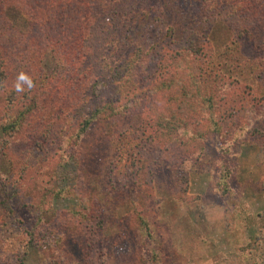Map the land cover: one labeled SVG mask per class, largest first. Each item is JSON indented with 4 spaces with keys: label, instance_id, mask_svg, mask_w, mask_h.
<instances>
[{
    "label": "rangeland",
    "instance_id": "rangeland-1",
    "mask_svg": "<svg viewBox=\"0 0 264 264\" xmlns=\"http://www.w3.org/2000/svg\"><path fill=\"white\" fill-rule=\"evenodd\" d=\"M11 1L0 18L24 32L28 8L22 0ZM197 2L155 0L129 29V41L145 49L167 31L176 41L187 31L204 32L209 45L205 57L229 83L223 92L243 111L255 107V112L236 114V122L264 129V78L252 69L264 49L245 34L236 37L217 18L194 16ZM139 114L131 112L112 122L93 118L75 147L79 158L65 157L61 165L50 158V179L40 190H32L33 178L22 170L26 162L15 153L20 140L2 151L0 171L11 177L6 186L15 181L19 185L14 193L0 185L1 264H147L144 260L153 253L158 254V264H264V149L259 139L251 142L241 135L235 142L229 140L224 150L218 137L208 134L203 150L188 157L184 167L152 153L155 164L144 173L147 179L144 174L139 180L130 172L112 174L116 143L109 135L139 127ZM225 171L227 191L220 194L216 185ZM134 180L138 184L133 185ZM70 187L88 199L90 223L77 224L70 216L69 209L77 207L73 195L52 193ZM5 198L8 213L1 204ZM31 225L43 235L38 244L26 247L24 232Z\"/></svg>",
    "mask_w": 264,
    "mask_h": 264
},
{
    "label": "trees",
    "instance_id": "trees-1",
    "mask_svg": "<svg viewBox=\"0 0 264 264\" xmlns=\"http://www.w3.org/2000/svg\"><path fill=\"white\" fill-rule=\"evenodd\" d=\"M10 1H1V14ZM37 2L43 9L36 8ZM154 3L22 0L29 22L24 32L0 18V104L4 106L0 155L20 140L14 150L26 162L28 168L22 166V170H29L35 185L32 190L43 189L49 182L50 158L56 165L65 157L79 158L75 147L93 118L112 122L115 117L140 112L139 127L117 129L109 135L116 143L109 172H130L138 180L155 164L152 153L170 165L184 167L186 160L203 150L208 134L216 135L224 150L229 140L235 142L241 135L251 142L259 139L258 145L264 149V129H249V125L236 122V114L255 112V107L243 111L223 92L229 83L205 57L209 45L204 32L187 31L176 41L167 31L160 42L145 49L129 41V29ZM195 9L192 14L199 19L217 18L229 25L236 37L245 34L257 48L264 49V0H198ZM252 69L256 77L264 78V55ZM21 71L32 78L34 87L18 93L14 82ZM4 174L0 171L2 190L14 193L18 181L8 188L11 177ZM227 174L225 171L217 182L220 194L227 191ZM52 193L73 195L77 207L69 209L70 216L77 224L90 223L88 199L78 189ZM1 204L8 213L6 198ZM34 227L24 232L26 247L38 244L43 235L34 232ZM157 255L153 253L144 261L158 264Z\"/></svg>",
    "mask_w": 264,
    "mask_h": 264
},
{
    "label": "clouds",
    "instance_id": "clouds-1",
    "mask_svg": "<svg viewBox=\"0 0 264 264\" xmlns=\"http://www.w3.org/2000/svg\"><path fill=\"white\" fill-rule=\"evenodd\" d=\"M33 87H34L33 80L28 74H26L23 71L17 74L14 82V88L16 92L23 93L25 91V88L30 90Z\"/></svg>",
    "mask_w": 264,
    "mask_h": 264
}]
</instances>
